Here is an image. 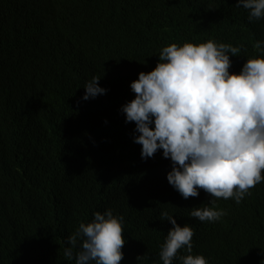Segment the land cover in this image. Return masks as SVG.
<instances>
[{"label": "clouds", "instance_id": "clouds-1", "mask_svg": "<svg viewBox=\"0 0 264 264\" xmlns=\"http://www.w3.org/2000/svg\"><path fill=\"white\" fill-rule=\"evenodd\" d=\"M28 1L0 0V188L25 191L46 229L74 226L62 261L229 264L227 232L264 248V42L211 35L212 19L261 21L264 0H65L86 16L68 27ZM39 39L46 70L13 75ZM101 179L115 213L95 204Z\"/></svg>", "mask_w": 264, "mask_h": 264}, {"label": "trees", "instance_id": "trees-1", "mask_svg": "<svg viewBox=\"0 0 264 264\" xmlns=\"http://www.w3.org/2000/svg\"><path fill=\"white\" fill-rule=\"evenodd\" d=\"M37 5L44 6L45 12L43 13V19L51 26H56L61 21H65V25L68 27L73 22L86 18L81 10L70 8L65 0H29L27 4L28 7H35ZM222 19L227 22V19ZM225 21L219 19L211 20L212 36L224 34L229 25L235 33V42L242 45L249 53L252 52V44L254 41L261 40L264 42V18L253 25L245 23L235 24L229 21L227 24ZM28 33L35 34L34 36H40L36 34L37 31L31 28L28 29ZM0 42H2L1 39ZM42 46L43 41L39 39L21 52L16 58L17 68L13 72V75L31 73L38 66L46 70L48 66L42 58L44 52ZM7 85V83L0 85V98L4 97L5 91L8 90L9 85ZM33 96L50 97L51 100L54 97L53 95H47L46 92L34 94ZM55 98V104L59 107L64 106L62 95H57ZM23 110L24 105H21L17 109L16 112L19 117H21ZM21 122L22 126L26 125L22 119ZM65 181L69 185V181L67 179ZM115 195L116 192L111 188L108 180L101 179L94 184L92 196L95 204L102 207V204L107 203L109 206L108 209L112 213H115V209L118 206ZM27 199V193L18 188H0V238L10 242H20L15 245H21L15 247L8 255L0 253V264H22L29 259L30 255L37 248L40 249L42 246L44 250L41 251V254L38 253L36 264H65L62 261V254L66 246L60 245L61 243L59 241L60 238L65 237L73 231L74 226L67 229H46L45 226L49 223L48 220H39L34 217L30 218L32 209L27 206ZM258 203L264 206V192H262L261 197L258 199ZM12 205H16L17 209H13ZM62 208L63 210L61 211L65 209V214L68 209L66 207ZM261 213H264V209H262ZM126 230L127 238L122 252H125V255H132L134 253L131 251L138 248L137 232L136 229L127 223ZM239 237L240 233H226V239L230 247L234 248L232 252H227L232 259V262H229V264H264V248L252 243L246 245H243V243L240 244ZM222 245L224 250H228L225 242Z\"/></svg>", "mask_w": 264, "mask_h": 264}, {"label": "bare ground", "instance_id": "bare-ground-1", "mask_svg": "<svg viewBox=\"0 0 264 264\" xmlns=\"http://www.w3.org/2000/svg\"><path fill=\"white\" fill-rule=\"evenodd\" d=\"M67 145H68V144H67ZM68 147L72 149V147H70V145H68ZM69 148H68V149H69ZM74 153H75V152H74ZM103 183H104V182H103ZM104 186H105V185H104ZM99 187H100V186H99ZM99 187H98V188H99ZM136 191H137L136 193H139V192H140L139 190H136ZM22 264H24V263H22Z\"/></svg>", "mask_w": 264, "mask_h": 264}]
</instances>
